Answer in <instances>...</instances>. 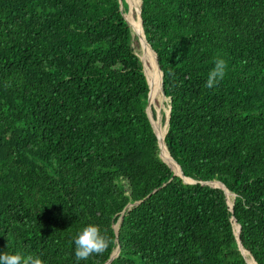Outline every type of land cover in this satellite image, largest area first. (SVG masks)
Listing matches in <instances>:
<instances>
[{"label":"trees","instance_id":"trees-1","mask_svg":"<svg viewBox=\"0 0 264 264\" xmlns=\"http://www.w3.org/2000/svg\"><path fill=\"white\" fill-rule=\"evenodd\" d=\"M121 2L0 0V254L105 264L119 247L110 264H246L234 220L264 264V0H141L170 106L164 143L196 184L159 157ZM217 58L226 75L209 89ZM89 224L111 243L77 262Z\"/></svg>","mask_w":264,"mask_h":264},{"label":"clouds","instance_id":"clouds-1","mask_svg":"<svg viewBox=\"0 0 264 264\" xmlns=\"http://www.w3.org/2000/svg\"><path fill=\"white\" fill-rule=\"evenodd\" d=\"M227 64L222 58H217L214 67L210 70L205 83L206 88H214L226 75ZM110 240L102 233L99 226L89 224L74 238L75 259L77 262L87 260L93 254H103L110 245ZM0 264H44L39 255L21 256L20 254H0Z\"/></svg>","mask_w":264,"mask_h":264},{"label":"bare ground","instance_id":"bare-ground-1","mask_svg":"<svg viewBox=\"0 0 264 264\" xmlns=\"http://www.w3.org/2000/svg\"><path fill=\"white\" fill-rule=\"evenodd\" d=\"M137 4V7H138V9H136V19L138 20V22H135V20H133V18L131 19V17H134V16H130L129 18H127V20L129 21V23H130V26L132 25V30L135 32V33H137L138 35V37H139V39L141 38V36H142V32H141V28H140V21H139V5H140V1H137V0H132L131 1V5L133 6V4ZM131 10V9H130ZM130 10H129V12H130ZM130 13H132L133 14V11L132 12H130ZM130 13H129V15H130ZM132 31V32H133ZM138 31V32H137ZM140 41H141V43L143 44V49H149L150 50V48L147 46V44H145L144 43V41L143 40H141L140 39ZM151 51V50H150ZM147 52H149V51H147ZM146 52V53H147ZM151 53V52H150ZM153 54V53H152ZM151 54V55H152ZM148 57V56H147ZM147 57L145 58V60L143 61V65H144V69H145V66L148 68V69H150V67L149 66H151V68L152 69H154L153 70V73L150 75V76H152V80H151V78L149 77V73L147 74V71H146V69H145V74H146V78H147V81H148V84H149V86H150V93H149V99H150V95H151V100H150V103H151V105H152V103L155 101V100H157L158 99V97H160V93H159V91H158V86H159V82H158V79L159 78H161V76H160V73H159V71L157 70V67H156V64H155V66L153 65V63H154V61H155V57H154V55H152V57H153V62L152 63H150L149 65H148V62H147ZM148 75V76H147ZM162 96V95H161ZM155 123H157L155 120H153V125H154V128H155V130H156V132H157V135H158V138H159V141H160V147H161V157H162V159L171 167V169L173 170V172L175 173V174H177V175H179L180 174V170H179V168H178V166L174 163V161L171 159V157L169 156V154H168V151H167V149H166V147H165V144H164V136H165V134H164V132L166 131V128L165 127H163L162 128V125L160 124V122H158L157 123V125H156V127H155ZM185 181L186 182H191V181H189V180H187V179H185ZM213 185H216V186H219V187H223L220 183H218V182H215ZM224 188V187H223ZM226 193H227V201H228V204L229 205H232V197H233V195L229 192V191H227L226 190ZM237 224H235L234 225V230H235V232H237ZM243 254H244V256H245V259L248 261V263L249 264H255V262H254V260L252 259V257L250 256V254L249 253H247L246 251H243Z\"/></svg>","mask_w":264,"mask_h":264},{"label":"water","instance_id":"water-1","mask_svg":"<svg viewBox=\"0 0 264 264\" xmlns=\"http://www.w3.org/2000/svg\"><path fill=\"white\" fill-rule=\"evenodd\" d=\"M119 2H120V9H122V2H121V0H119ZM128 7V11H129V6H127ZM141 0H140V5H139V21H140V28H141V32H142V36H141V40H143L144 41V43L145 44H147V46L150 48V50H151V52L153 53V55H154V57H155V64H156V67H157V70L159 71V73H160V76H161V94H162V96H163V98H166L165 97V95H164V93H163V90H162V72H161V70H160V68H159V66H158V63H157V57H156V54L154 53V51L151 49V47L148 45V43L146 42V40H145V36H144V33H143V28H142V20H141ZM124 16V15H123ZM124 19L126 20V22L128 23V25L130 26V23H129V21L124 17ZM130 28H131V26H130ZM140 37V36H139ZM139 58V57H138ZM139 60H140V62H141V64H142V67H143V73H144V76H145V78H146V74H145V69H144V65H143V61H142V59H140L139 58ZM146 81H147V79H146ZM147 84H148V82H147ZM149 87V86H148ZM149 93H150V91H149ZM149 93H148V102H147V107H146V115H147V117H148V119H149V122H150V124H151V127H152V129H153V132L155 133V135H156V137H157V140H158V146H159V150H161V147H160V141H159V138H158V135H157V132H156V130H155V128H154V125H153V116L151 115V103H150V99H149ZM169 115H170V106H169V110H168V114H167V120H166V132H165V135H166V133H167V130H168V124H169ZM164 138H165V136H164ZM165 144V143H164ZM166 147V146H165ZM167 149V148H166ZM169 154V153H168ZM170 156V155H169ZM159 157H160V159L171 169V167L162 159V157H161V153L159 154ZM172 159V158H171ZM173 160V159H172ZM174 163L176 164V162L174 161ZM177 165V164H176ZM178 166V165H177ZM178 168H179V170H180V174L179 175H177V174H175L174 172V175L175 176H178V177H180L182 180H183V182L185 183V184H196V182L195 181H193V180H191V179H189V180H191V182H186L185 181V179H188V178H185L184 177V175H183V173H182V171H181V169H180V167L178 166ZM172 170V169H171ZM173 171V170H172ZM215 182H210V183H201V185H205V186H210V187H213V188H219V189H221L223 192H224V194H225V196H226V200H228L227 199V193H226V188H225V186L223 185V184H221L220 182H218V183H220L223 187H219V186H216V185H213ZM228 191V190H227ZM233 198H234V195H233ZM139 204V202L138 203H134L133 205H128L127 207H128V209H130L132 206H135V205H138ZM227 205H228V207H229V209H230V211H232V207H233V203H232V205H229L228 204V202H227ZM121 221H122V217H120V219H119V221H118V223L116 224V225H114L113 226V229H114V231H115V233L117 234V232H118V229H119V224L121 223ZM236 224V222L233 220V227H234V225ZM237 232H235V230H234V235H235V239H236V242H237V246H238V250L240 251V253H241V255L244 257V260H245V262H246V264H249L248 263V261L245 259V256H244V254H243V251H246V250H244L243 249V247H242V245H241V243H240V241H239V233H240V226L239 225H237ZM118 253H119V247H117L115 250H114V252L111 254V256H110V259L105 263V264H110V262L114 259V258H116L117 256H118ZM249 253V252H248ZM253 259V258H252ZM255 262V261H254ZM256 264V263H255Z\"/></svg>","mask_w":264,"mask_h":264},{"label":"rangeland","instance_id":"rangeland-1","mask_svg":"<svg viewBox=\"0 0 264 264\" xmlns=\"http://www.w3.org/2000/svg\"><path fill=\"white\" fill-rule=\"evenodd\" d=\"M125 3L127 4V6H129V10L130 12L133 11V14L130 13L128 10L127 12H125L123 15L124 17L127 19L129 18L131 15L134 17H131V19L133 18V20H135V22H138V20L136 19V9H138L137 4H133V6L131 5V1L132 0H124ZM140 1V0H137ZM130 13V15H129ZM131 29H132V25H131ZM133 31V30H132ZM138 32V31H137ZM133 36L137 38L138 44L133 42L132 48H133V52L140 58L142 59V61L145 60V58L147 57V62L148 59H150L151 63L153 62V57H152V52L149 49H143V44L141 43L139 37L137 36L138 34L135 33L134 31L132 32ZM149 51V52H147ZM147 52V53H146ZM151 52V53H150ZM152 54V55H151ZM153 65L155 66V61L153 63ZM150 69H148L145 66V69L147 71V74L149 73V77L152 80V76H150L153 73V70L151 68V66H149ZM151 73V74H150ZM148 76V75H147ZM159 82V86H158V91L161 94V78L158 79ZM162 95V94H161ZM158 97L157 100H155L152 105H151V115L153 116V120H155L157 123L160 122V124L162 125V128L165 127L166 128V120H167V114H168V110H169V100L167 98H163V96ZM157 123H155V127L157 125ZM166 132V131H165ZM160 154V153H159Z\"/></svg>","mask_w":264,"mask_h":264}]
</instances>
